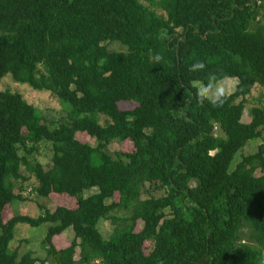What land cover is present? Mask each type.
Instances as JSON below:
<instances>
[{
    "label": "trees",
    "instance_id": "trees-1",
    "mask_svg": "<svg viewBox=\"0 0 264 264\" xmlns=\"http://www.w3.org/2000/svg\"><path fill=\"white\" fill-rule=\"evenodd\" d=\"M8 75L70 110L48 120L1 90ZM232 78L235 91L216 100L195 86ZM252 105L264 110V0H0V264H264V143L233 167L264 136L263 120L243 122ZM125 141L133 152H109ZM28 187L77 208L37 202L38 217L5 221ZM20 224L49 226L46 257L11 246Z\"/></svg>",
    "mask_w": 264,
    "mask_h": 264
},
{
    "label": "rangeland",
    "instance_id": "rangeland-1",
    "mask_svg": "<svg viewBox=\"0 0 264 264\" xmlns=\"http://www.w3.org/2000/svg\"><path fill=\"white\" fill-rule=\"evenodd\" d=\"M108 49L112 52H126L127 49L119 44L113 43L108 46ZM238 80L235 78L225 79L218 82L214 87H207L204 84L198 82L195 83V86L198 88L200 93L211 99L216 100L223 95L232 94ZM2 91H11L14 94H19L23 97L27 103L34 106L39 114L48 120L58 121L60 118H63L67 111L70 110V106L59 98L53 96L50 92L46 91H36L29 85L17 84L12 80L11 75H8L3 78L1 84ZM262 92L261 88L256 87L253 91V97H259ZM138 105L133 102L120 103L119 108L123 111H132ZM253 118H259L264 121V110L255 108L253 105L248 106L245 110L243 116L244 123H250ZM78 139L83 143H89L93 147L96 146V142L89 138L87 135H80ZM264 143V136L262 139H255L249 142V144L242 149L235 157L233 161V167L240 162L242 155H249L255 153L258 150V147ZM108 150L111 154L115 155L118 152H128L131 153L134 151V147L130 141H125L124 143H113L108 146ZM39 161L44 165H48L51 162L52 150L51 145H41L40 153L37 156ZM261 173L258 172L257 175ZM33 182V181H32ZM30 187L24 193V197L28 200L26 201H14L9 208L4 212L3 218L5 221L8 219L19 216L27 215L29 217L36 218L40 215V209L37 205V202L45 204L46 208L50 211L54 210L57 206H63L69 209L77 208V200L73 199L67 194H52L49 199H38L34 191L29 192ZM97 192L96 189L85 192V197H89ZM116 196V200L118 199ZM48 225H42L37 228L30 227L25 224H20L16 228L14 240L11 243L13 248H19L20 255H24L28 252H33L36 257L44 258L47 255L46 249L44 248L43 242L46 237ZM143 227L142 223H139L137 231H141ZM99 231L105 239H108L112 234L114 227L110 221L102 220L99 223ZM74 238V231L72 229L67 230L64 234L54 238V243L57 247L67 248L70 246L72 239ZM243 240L247 243L250 242L248 237L247 230L243 232ZM152 249V244L146 242L144 245V251L146 254H149ZM74 256L76 259H79V250H73ZM48 264H55L53 259H50Z\"/></svg>",
    "mask_w": 264,
    "mask_h": 264
},
{
    "label": "clouds",
    "instance_id": "clouds-1",
    "mask_svg": "<svg viewBox=\"0 0 264 264\" xmlns=\"http://www.w3.org/2000/svg\"><path fill=\"white\" fill-rule=\"evenodd\" d=\"M202 66H203L202 64H196V65H193V68H200Z\"/></svg>",
    "mask_w": 264,
    "mask_h": 264
}]
</instances>
